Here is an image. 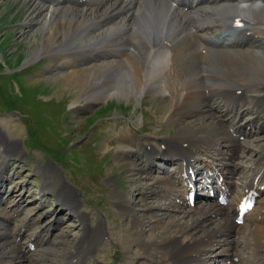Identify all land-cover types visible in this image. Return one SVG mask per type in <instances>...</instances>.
Returning a JSON list of instances; mask_svg holds the SVG:
<instances>
[{"label": "bare ground", "instance_id": "bare-ground-1", "mask_svg": "<svg viewBox=\"0 0 264 264\" xmlns=\"http://www.w3.org/2000/svg\"><path fill=\"white\" fill-rule=\"evenodd\" d=\"M26 2L27 17L35 22L29 23V26L33 28L40 24L39 30L43 32L41 45L34 57L48 56V60L59 62L61 69L57 73L59 75L54 77L56 80L53 83H59L60 87L63 85L79 90L76 97L85 98L86 107L110 95L125 97L131 92L139 91L146 94L167 92L174 95L170 97L172 106L167 109L170 112L167 118L170 123L176 124L180 121L178 123L181 124L182 119H177L176 116H182V113L187 118L205 115L210 120L209 125L204 122L207 127H180L171 137L162 138L157 143L152 138L146 139L133 133L124 134L120 139L122 144L126 141L124 145L129 147L122 153L123 163L133 164L136 162V155L142 154L145 157L144 161L137 163L138 166L142 164L143 166L139 169L141 174L133 185L138 187L142 180L150 181L143 189V204L139 208L133 209L129 206L131 202L129 196L123 195L120 198L116 196L120 214L130 217L128 222L124 221L123 217L122 222L125 224L127 222L132 230L130 235L124 236L121 233L120 235L126 239L124 242H129L140 250L136 249L138 254L132 258L137 255L144 256L137 264H208L223 257L222 252L228 249L232 258H224L226 264H236L233 257L240 254H236L235 249L231 250L234 240L224 242L225 236L237 228L236 220L244 196L250 191L264 190V159L260 161L258 168H255V172H252V178L244 181L243 192L240 195H233L235 184L230 179L223 178L222 186L217 185L218 191L221 189L222 192H229L230 201L226 204L213 201L198 202L187 207L188 211H182L181 217H188V221L173 217L165 225L162 222L167 213L165 211L161 214L159 211L168 210L169 206L172 210H179L180 206H184L185 187L192 183L190 172L195 168L193 162L199 163L202 167L210 166L208 175L210 180L219 178L218 175L223 176L219 173L221 168L217 166L224 164L227 166V162H219L216 166L211 162L202 160L198 162L200 157L195 155L196 152L201 151L205 157L210 158L211 155L220 154L222 152L220 147L224 142H228L229 148L235 146L234 157L239 151L236 147L238 145L233 141L234 134L245 132L246 135H250L246 126L258 115L253 119L249 118L244 125L238 126L235 122L239 115L238 111L229 120L221 118L220 115L216 117L211 113L213 107L210 103L216 100L219 102L218 106L220 103L223 104L224 111L222 113L221 110L218 111L224 116L227 111H231L237 105L240 106L245 98L248 103L250 100L248 94L256 92V86L264 84V0H26ZM45 5H50L51 9L48 17L45 16L44 21L39 23L36 20L42 15ZM146 6L160 11L161 16L154 30L143 19L142 7ZM65 43L69 44L71 49L66 52L58 51ZM94 60L104 62L102 66L99 64L101 66L99 69L103 68L102 70L98 71L95 67L98 64H93L94 67L80 65V61L94 63ZM95 68L96 70L92 71ZM169 77L179 81V94H173L169 83L171 81H167ZM157 79L161 80L162 84L160 81L156 84ZM257 106L255 103L253 108L259 110ZM76 107H79V104ZM201 131L206 133L204 137L198 135ZM114 134V141L118 142L116 131ZM119 145L116 143V147ZM208 147L211 149L208 150ZM15 151L16 147L12 143H5L0 138L2 157L0 177L4 176V164L9 160L8 157ZM156 160L177 165L174 174L151 176L153 173L157 174L159 170L153 163ZM236 166L235 163L225 169L233 173L238 169ZM137 169L132 168L129 176L132 177ZM49 183L46 178L42 189L47 191ZM1 186L0 182V188ZM54 193L59 200L56 202L60 211L64 210L67 217L74 216L82 231L79 241L67 250L59 264H84L87 258L94 256L99 250L109 225H104L105 221L102 220L95 226L91 225L93 223L90 222V218L92 221L96 219L86 212L87 209H80V197L72 190H67L64 185L57 188ZM157 198L169 202L153 205L147 202L149 199ZM20 201L17 204L21 203ZM101 211L103 212L102 209ZM138 213L143 217L149 216L148 220L139 218ZM13 218L10 217V221ZM58 219L55 218L50 226L46 225L36 233L32 231L31 236L35 237L31 240L43 245L47 237L41 235V232L48 229L47 226L60 231L62 221ZM115 219L113 218L112 225L116 221L120 224L121 221ZM31 220L32 218L27 220V225L19 224L15 233L18 235L26 231L27 226H32L29 223ZM243 221L253 224L249 231L250 242H246L252 254L243 255L241 259L245 262L240 264H263L261 255L264 253V194L257 200V205L245 213ZM7 224L4 221L0 222V238L3 242L0 245V264H20L23 259L29 258L26 256L28 248H23L16 238H12L13 235L2 230ZM120 225L123 226L122 223ZM145 227H148V230H145ZM157 228H161L162 233H155ZM201 230L202 233H199ZM57 244L63 246V241L59 240ZM48 251L46 249L40 254V261H45ZM168 259H172V263H168ZM131 262L126 261L124 264H134Z\"/></svg>", "mask_w": 264, "mask_h": 264}, {"label": "rangeland", "instance_id": "rangeland-1", "mask_svg": "<svg viewBox=\"0 0 264 264\" xmlns=\"http://www.w3.org/2000/svg\"><path fill=\"white\" fill-rule=\"evenodd\" d=\"M27 7L26 0H0V138L16 147L15 153L9 156V160L4 164V176L0 177L2 185L0 222L8 223L2 230L13 235L12 238H16L23 248H28L26 256L29 258L23 259L20 264L61 263L67 250H70L82 235L79 222L74 216L67 217L66 212L60 211L57 206L58 199L54 192L64 185L67 190H72L80 197V209H87L86 212L96 219L92 221L90 218V222L93 223L91 225L95 226L101 220L105 222L107 220V223H103L109 225L105 238L101 240L103 242H100L99 250L94 256L87 258L84 264H124L130 260L137 264L144 256L137 255L132 258L138 254L139 249L129 242H124L126 239L122 238V235H130L132 230L127 225L129 215L123 216L119 212L116 196L117 198L129 196L131 199L129 206L133 209L139 208L143 204V189L150 181L142 180L138 187L133 185L141 174L139 169L143 166L142 163L139 166L137 163L144 161L145 157L142 154L136 155V162L133 164L123 163L122 153L129 147L124 145L126 141L122 144L120 139L124 134L133 133L146 139L152 138L157 143L162 138L171 137L180 127L201 128L206 126L205 123L209 125L210 120L205 115L187 118L182 113V116H176L177 119H182L181 124L178 123L180 121L176 123L177 125L170 123L167 119L170 114L168 108L172 106L170 97L174 95L167 92L146 94L139 91L131 92L125 97L110 95L86 107L85 98L76 97L79 90L63 85L60 87L59 83H53L61 69L59 62L48 60V56L34 57L41 45L43 32L39 30L40 24L33 28L29 26V23L35 22L27 17ZM50 9V5H45L42 15L36 21L43 22L45 16L48 17ZM142 10L144 22L146 21L154 30L161 16L160 11L147 6L142 7ZM70 49V45L65 43L58 51L66 52ZM103 63L102 60H94V63L80 61V65L84 67H94L93 64H98L95 65L98 71L103 69H99ZM159 81L162 84V81ZM159 81L157 79L156 84L160 83ZM167 81H171L169 83L173 94H179V81L170 77ZM256 88V92L248 94L250 97L248 103L247 98L242 97L245 98L243 103L227 111L224 116L220 114L225 109L223 104L220 103L218 106L219 102L216 100L210 103L213 107L211 113L216 117L220 115L221 118L229 120L238 111L239 115L235 121L238 126L244 125L249 118L253 119L258 115L246 126L250 135H246L245 132L240 135L234 134L233 141L238 145L236 146L239 149L236 152L238 155L233 157L235 146L229 148L228 142L222 144L220 154H210V158L205 157L201 151L195 153L202 161H211L214 165L219 162L228 163L227 166L219 165L221 167L227 168L236 163L238 169L233 173H229L228 169H222L223 174L228 175V180L235 184L233 188L235 196L243 192V184L252 178L255 168H258V164L264 159V84ZM74 99L79 101L75 102ZM255 103L258 104L259 110L253 108ZM78 104L79 107H76ZM81 106L86 108H80ZM115 131L118 142L114 141ZM205 134L202 131L198 133L200 137H204ZM116 143L120 145L116 147ZM209 148L207 149L210 150ZM1 162L0 153V167ZM154 164L161 168L162 173H153L151 176L171 175L175 169L173 163L154 161ZM132 168L138 169L131 177L129 174ZM46 178L50 182L47 191L41 187ZM19 201L21 203L17 204ZM167 201L169 202L162 198L147 200L151 205ZM210 201L217 202V199L214 197ZM229 201L228 197L224 204ZM184 203L179 210H172L169 206L168 210L159 211L161 214L165 211L167 213L162 223L167 224L173 217L188 221V217H181L182 211H188L189 207L186 202ZM256 205L257 201L254 203V206ZM10 217L14 218L10 221ZM57 217L62 221L60 231L48 227ZM123 217L124 221H127L126 224L122 222ZM138 217L147 221L149 216L143 217L138 213ZM29 218H32L30 222L28 221L32 226H27L22 236L17 235L15 232L19 224L27 225ZM113 218H116L115 220L118 218L123 226L117 221L114 222L116 225H112ZM46 225L48 229L42 231L41 235L47 237V241L39 245L34 240L31 244L33 241L31 239L35 237L31 236L32 231L36 233ZM236 225L239 230L237 228L235 231L232 230L225 236L224 242L234 240L231 250L235 249L236 254L240 255H235L233 259L236 264H240L245 262L241 259L243 255L252 254L246 242H250L249 231L253 224L236 221ZM158 226L162 227L161 224ZM144 229L148 230V227ZM155 233H162V229L157 228ZM59 240L63 241V246L57 244ZM2 243L0 238V245ZM46 249L49 250L46 259L40 261V254ZM222 255L223 257L218 258L216 262L211 261L208 264H226L224 258H232L228 249H225ZM261 257L264 264V253ZM168 263H172V259H168Z\"/></svg>", "mask_w": 264, "mask_h": 264}]
</instances>
